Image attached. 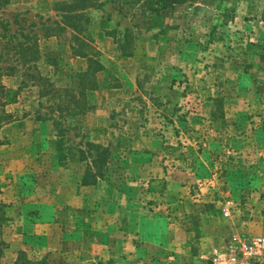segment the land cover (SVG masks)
<instances>
[{
  "label": "rangeland",
  "instance_id": "rangeland-1",
  "mask_svg": "<svg viewBox=\"0 0 264 264\" xmlns=\"http://www.w3.org/2000/svg\"><path fill=\"white\" fill-rule=\"evenodd\" d=\"M63 1L0 6L1 81L19 87L3 107L10 116L0 155L10 142L3 128L27 118L31 134L17 140L30 148L18 155L42 159L38 175L17 177L0 198V264H227L230 256L264 264V0L158 10L146 0H96L80 9L91 49L70 28L45 32ZM75 49L104 66L84 95L77 74L88 60ZM82 101L85 109L75 108ZM149 157L167 177L155 197L143 190ZM52 183L88 187L84 201L66 198L76 213L63 216L61 240L40 252L33 210L10 199L17 188L27 198ZM99 209L119 211L118 219L99 225ZM117 230L158 247L124 240L116 255ZM97 244L108 249L100 254Z\"/></svg>",
  "mask_w": 264,
  "mask_h": 264
},
{
  "label": "crops",
  "instance_id": "crops-1",
  "mask_svg": "<svg viewBox=\"0 0 264 264\" xmlns=\"http://www.w3.org/2000/svg\"><path fill=\"white\" fill-rule=\"evenodd\" d=\"M22 126V127H21ZM29 121L27 118H24L19 121H14L8 125H6L3 128V131L6 132L10 136V142L8 144H4V151H6V154L0 155V183L6 184L5 186L1 187V191L4 193L0 194V198H3L5 200V197L7 194L5 193V190H7V193L10 192V189H13V183L16 181V178L20 179L22 176H27L30 174L38 175L39 171L41 170L39 168V161H41L40 155H18L22 154L24 150H28L30 148V143L23 142L20 144V140L17 139H27L30 136L29 131ZM17 141V142H15ZM20 141V142H19ZM169 152H164L162 155H167ZM139 155V153L137 154ZM39 159V160H38ZM150 157L147 159V162H149ZM148 164H151L148 166L147 169V179H145V183L143 184L144 188L143 190L148 193L149 195L159 196L164 191H166L167 186L165 183V174L164 168H156L155 163L149 162ZM159 170V171H158ZM47 173V172H46ZM48 173L50 175L55 174V170L49 169ZM137 175L142 174L143 171L141 167L139 166L137 171ZM57 174H60V171H57ZM167 178V177H166ZM139 179V177H138ZM155 179H163L164 180V186L160 192H148L147 187L151 180ZM171 183V182H170ZM17 187V186H16ZM75 187V188H74ZM88 187L87 184H78L75 186L66 185L65 183H52L46 188L37 189L35 195H32L30 197H23V193L20 192L18 188L15 191V195L13 199L11 198L10 201H13L16 205H22L25 207H28L30 210H33V219L36 221V224H34L35 229L32 231V234H35V237H42L45 240L46 245L44 242L42 243L41 247L37 245V247H34L38 249L40 252L42 249L47 248L48 245H52L55 243H58L61 240V237L59 236L58 232L63 225V223H66L63 221V216L65 214H68L71 216V213L75 214L77 207L72 204L70 200H66L67 197H73L78 196L82 198V201L85 200L84 196V190L83 188ZM70 190H67V189ZM78 189V190H77ZM19 193L22 195L20 197ZM79 193H81L79 195ZM81 202V201H80ZM13 204V205H15ZM84 204V203H82ZM81 204V206H83ZM106 212H103L102 210H97L96 212L93 211V214L96 215L95 222H97L99 225L106 226L108 221V215L115 216L114 221L118 219L119 211L114 212V214H105ZM30 217V216H29ZM107 218V219H105ZM74 221V217H70V221ZM69 222V221H68ZM116 233V241L115 247H112V244L110 245L111 250H115L116 255H121L123 253V245L124 240L127 241V244H129V241H135L139 240L141 242V245L137 247V250H143L145 248H149L150 246H156V243L151 241L150 238H147L144 241L141 235L139 234H133V235H124V232L115 231ZM120 233V234H119ZM27 235L25 237L26 240H31L30 236ZM36 239V238H35ZM71 240V239H70ZM75 241V239H73ZM153 242V243H152ZM78 243L76 242V245ZM119 244V245H118ZM127 245V246H128ZM135 245H138V243H135ZM103 247L107 246L102 245ZM102 246L100 244H97L94 246V249H98L97 252L101 254V251H103ZM42 248V249H41ZM82 250H84L82 248ZM43 252V251H42Z\"/></svg>",
  "mask_w": 264,
  "mask_h": 264
},
{
  "label": "trees",
  "instance_id": "trees-1",
  "mask_svg": "<svg viewBox=\"0 0 264 264\" xmlns=\"http://www.w3.org/2000/svg\"><path fill=\"white\" fill-rule=\"evenodd\" d=\"M185 0H146V4L152 10H158L159 8L169 7L176 3H182ZM7 0H0V6L4 5ZM56 10L59 12L60 19L54 21L53 25H47L45 27V32L52 34L56 31H64L67 28L72 29L71 38H74L75 41H78L81 46H88L91 49L89 41H85V36L82 35L83 21H88V16H86L83 11L80 9H86L89 6H94L99 4L96 0H69L58 2ZM153 4L155 6H153ZM84 19V20H83ZM22 46V45H21ZM76 54L87 57L88 65L84 71H81L77 74L79 85L82 82H85L81 87V94L84 95L85 89L90 88L95 81H92L93 76L100 70L104 68L103 64L95 58L93 53H87L82 49H75ZM88 86V87H87ZM19 96V87L14 88L6 86L1 81V72H0V127L1 125L8 121L10 114L6 113L3 107L9 103H14L18 100ZM78 106H75L78 110H84L86 101H82ZM164 186L163 179L151 180L148 184V192H160Z\"/></svg>",
  "mask_w": 264,
  "mask_h": 264
},
{
  "label": "built area",
  "instance_id": "built-area-1",
  "mask_svg": "<svg viewBox=\"0 0 264 264\" xmlns=\"http://www.w3.org/2000/svg\"><path fill=\"white\" fill-rule=\"evenodd\" d=\"M260 242L264 243V239H260ZM256 243L259 244V242H256ZM251 252H252V251H250V248L246 247V249H245V253H246V254H252ZM227 264H250V263H249V261H247L246 259H240V258L237 259V258H235V257H233V256H230V257L228 258V262H227Z\"/></svg>",
  "mask_w": 264,
  "mask_h": 264
}]
</instances>
